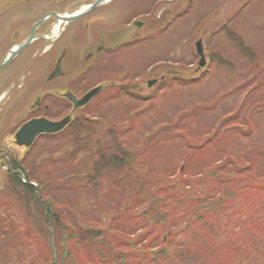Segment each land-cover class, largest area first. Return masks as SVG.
I'll return each instance as SVG.
<instances>
[{
    "label": "trees",
    "instance_id": "1",
    "mask_svg": "<svg viewBox=\"0 0 264 264\" xmlns=\"http://www.w3.org/2000/svg\"><path fill=\"white\" fill-rule=\"evenodd\" d=\"M242 10L245 7L232 9L220 29L235 48L230 52L251 61L250 52L264 47V37L255 36L253 47L246 39L248 30L264 32V25L253 24L248 10L244 14ZM208 57L210 62L199 73L180 65L181 79L174 76V66L165 84H201L216 65L232 72L226 90L193 99L172 121H159L152 138L143 137L144 143L130 149L124 120L107 128L102 113L86 110L54 136L57 149L39 151L38 172L25 171V161L12 165L27 181L35 180L37 188L8 172L10 188L5 194L0 191V264H264V243L258 235L239 245L226 242L228 254L219 253L223 241L213 238L221 214L239 203H251V213L264 217V208L257 205L264 204V150L252 147L241 154L245 160L238 161L242 156L239 150L234 153L232 139H237L234 132L257 128L252 116L264 106V66L251 65V76L239 66L244 60L234 65L222 57ZM240 88L243 100L229 103ZM133 98L138 104L145 101L135 91ZM147 98L152 105L156 95ZM221 101L219 115L228 116L224 122L206 130L190 125L205 112L218 110ZM239 115L243 122L237 120ZM167 143L175 145L180 157L161 165L162 155L153 151L160 152ZM207 151L215 156L205 164L211 168L203 172L200 157ZM59 165L64 167L61 175L55 170ZM27 166L30 169V163ZM198 183L209 185L199 188ZM151 228L167 234L166 239H147ZM262 229L257 226L256 234L261 230L264 238ZM208 254L213 261H208Z\"/></svg>",
    "mask_w": 264,
    "mask_h": 264
},
{
    "label": "flooded vegetation",
    "instance_id": "2",
    "mask_svg": "<svg viewBox=\"0 0 264 264\" xmlns=\"http://www.w3.org/2000/svg\"><path fill=\"white\" fill-rule=\"evenodd\" d=\"M94 1L0 0V61L30 39L0 67V112L6 114L5 124L10 126L11 116L20 113L26 115L16 127L35 117L59 119L51 118L53 112L72 116L84 107L74 110L69 94L78 98L87 81L116 77L112 73L128 62L134 45L145 41L149 8L134 11L137 4L145 5L144 0H110L78 19L59 18L75 15ZM119 54L125 55L124 61L117 59ZM4 143L0 167L11 169V162L18 164L27 152L33 155L34 147L19 146L26 152L18 155Z\"/></svg>",
    "mask_w": 264,
    "mask_h": 264
},
{
    "label": "rangeland",
    "instance_id": "3",
    "mask_svg": "<svg viewBox=\"0 0 264 264\" xmlns=\"http://www.w3.org/2000/svg\"><path fill=\"white\" fill-rule=\"evenodd\" d=\"M247 1L248 0H164L165 8L177 6L178 8L176 10H181L182 14L184 15L180 17L175 23L173 22L169 28H167L164 34L158 39V44L154 43V41H156L154 40L150 43L148 48H144L142 50V54L140 55H138V52L141 53V50L134 48V59L132 61L133 67L131 69L132 71L131 73H129L130 75H128V78L123 79V81L126 83H124L123 81L121 82V84L123 85H132L133 88L138 90L141 97H149L150 94H155L157 98L156 103L150 105V98H147L144 102L141 101V103L138 104L137 101L134 100V96L127 94L123 97V95H120V97H118L117 99L111 102H107L101 107H98L96 111L98 113H102L99 114L101 118L102 116H104L103 121L104 124L108 126L107 128L112 127L113 125L116 126V124L119 122L118 120H124V123H122V127L123 129L127 128L124 134L125 143L130 149H133V147L137 146L134 144L144 143L143 137H146L147 140L152 138L151 130L152 132L155 131V129L158 127L157 123L159 121H172L173 119L178 117V115L186 108H189L191 106V102L193 101V99L204 97L209 93L211 95L218 92L222 93L223 90H226V79L228 77H231L232 72H227L226 70L223 71V67H217L216 65L214 67H211L210 74L201 84L186 86L177 81L174 82L171 86H167L164 80L166 76H168L170 69L174 66L176 67H174V76H176L178 79H181L182 73L180 65H183L184 63L186 64L188 69H194V72L199 73V71L204 69L208 62H210V57H208V55H210L212 58L222 57L224 61H229V63L233 62L234 65L239 64L240 60H244L236 57L233 53L230 52V49L233 51L235 50V48L229 45L228 39L223 35V32L220 29V23L227 20V17L231 13L232 9L245 7V10H248L251 22L253 24L264 25V0H250L246 6H243V3H246ZM162 5L163 4H160L159 7H161ZM187 7L191 8L189 12L186 11ZM170 9L174 10V8ZM245 10H242L243 14ZM166 13L170 14L168 11H166ZM157 15L158 11L156 13V16ZM156 19H152L150 22V27L153 23L156 24L153 27L154 30L170 21L166 19L161 23V21H156ZM255 36L264 37V32H258V30L255 28H249L246 39L247 42L253 47L256 46L255 44L251 43V41L254 40ZM198 40H202L204 48L205 64L203 65L198 64L199 58L195 53V43H197ZM250 53L252 54L251 61L244 60L246 63L241 62L239 64V66H242L243 71L246 70V72H248L247 74L249 75L254 70V68L252 67L254 66V64L258 67L264 66V47H258V49L251 51ZM117 59L119 61H124L125 55L119 54V56H117ZM156 67L159 68L157 69ZM116 71L117 70H114V72ZM112 75L114 76L115 74ZM255 75L256 72L254 73V77ZM107 77L110 76L108 75ZM153 78H157V80L149 84L148 80ZM160 78L162 79L160 80ZM235 79L233 82L231 80L233 84L237 82V79ZM118 81L121 80L119 79ZM109 82L110 79L104 81V83ZM95 84L99 85L98 82H87L86 87ZM132 86H128V88L131 89ZM203 87L204 90H202ZM262 87L264 89V85H262ZM263 91L264 90H262L261 92ZM103 96L104 95H102V98ZM243 97L244 93L238 91V94L231 95L228 102L231 104L235 101L240 103L243 100ZM99 98L101 97H96L95 101L92 103V106H94L95 102ZM221 103L222 101L219 104L220 108L218 110L205 112L202 117L192 120L190 125L200 130H206L209 125L211 128L214 123L216 125H219V123L221 124L222 122H224L226 118H228V116L225 115L221 118V115H219V112L223 109V104ZM147 105L150 106L146 107ZM134 112L137 113L134 114ZM25 115L26 114L23 115L22 113L12 115L11 124L4 131L3 129L5 124H3L2 121L4 120V117H6V114L0 112V138H2L1 144L6 141L12 152L15 151L18 155H21L26 151L23 147L12 145L14 144L12 143L13 132H15L16 130L19 119H21ZM238 118L239 119L237 120H240L241 122L244 121L243 116L239 115ZM252 118H254L252 122L257 125L255 132L252 134V137L254 136L253 138H243L239 134H236V132L233 133V135L237 137V139L232 137L234 141L233 145L236 147V149H233V151L234 153H236L239 150V152L237 153L238 156L245 155L246 151L250 150L252 147L264 150V112L263 114L261 113ZM101 129L107 130L105 127H101L100 130ZM44 143V141L38 143L36 145V148L34 149V152L37 153L39 151L45 150V146H43ZM165 146L166 147H164L163 149L161 148L160 152L157 151L156 148L153 151L159 153L157 154L158 156L162 155V157H158V161L161 165H166L167 161L171 158H174L176 160L179 159L178 157H180L178 156L180 154V151L176 149L173 143H167L165 144ZM165 149L167 150L165 151ZM214 156L215 154L213 152L207 151L205 154H203L202 157H200L202 158V171H206L211 168L209 167V165L205 166V164L211 161ZM245 157L246 156L238 157V161H242L243 159L245 160ZM31 161L32 160H29L27 161V163H31ZM146 161L148 164L149 161ZM28 170L30 171V169H27L26 167V171ZM35 170H37V168L33 167L32 171ZM55 170L58 172V174L60 173L61 175L64 171V167L62 165H59L55 167ZM65 170L66 172L64 173H67V167L65 168ZM70 171L74 172L73 169H71ZM7 175L8 173L6 172V168L0 167V191H3L4 194L8 191V188H10L7 181ZM208 185L209 183H198L199 188H205ZM122 188H124V185ZM192 192L193 191H191V193ZM184 193L189 194L187 192ZM179 195H181V193H179ZM81 200L83 199L81 196H79L77 198V201L81 202ZM255 200L256 198L254 199V201ZM110 214V212L107 213V215ZM261 221L264 224V219H262ZM216 232L217 235H214L213 238H217L218 241H223V248H218L219 253L228 254V251L224 247V244L226 243V239H228L229 236H232L231 232H228L226 228L216 230ZM163 233L164 232H161V237H164ZM179 239L181 238L177 236L175 240L178 241ZM260 241V244H263L264 238ZM235 245L238 244L235 243ZM210 254H213L212 251ZM207 259L208 261H213L209 254ZM250 264L257 263L254 262Z\"/></svg>",
    "mask_w": 264,
    "mask_h": 264
},
{
    "label": "water",
    "instance_id": "4",
    "mask_svg": "<svg viewBox=\"0 0 264 264\" xmlns=\"http://www.w3.org/2000/svg\"><path fill=\"white\" fill-rule=\"evenodd\" d=\"M99 4H100V0H97L96 2L91 4V6H89L88 9L94 8ZM196 47H197V52L200 55L199 65H203L205 59L200 41L196 43ZM16 52H14L12 55L14 56ZM11 58L9 57V59H5L2 62H0V66L7 63ZM151 82L152 81H150L149 83L151 84ZM95 92H96L95 90L89 91L79 100L73 98V101L75 102V106L85 104L94 95ZM66 122H67V118L58 122H52L44 118L31 119L28 122L24 123L16 132L15 134L16 142L19 144L29 145L34 140L37 134L43 132H47V133L56 132L60 130L65 125Z\"/></svg>",
    "mask_w": 264,
    "mask_h": 264
}]
</instances>
